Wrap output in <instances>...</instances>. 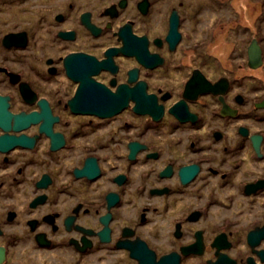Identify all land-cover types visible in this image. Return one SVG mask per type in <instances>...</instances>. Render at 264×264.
<instances>
[{
	"label": "flooded vegetation",
	"instance_id": "flooded-vegetation-1",
	"mask_svg": "<svg viewBox=\"0 0 264 264\" xmlns=\"http://www.w3.org/2000/svg\"><path fill=\"white\" fill-rule=\"evenodd\" d=\"M260 2L0 0V264H264Z\"/></svg>",
	"mask_w": 264,
	"mask_h": 264
},
{
	"label": "rangeland",
	"instance_id": "rangeland-1",
	"mask_svg": "<svg viewBox=\"0 0 264 264\" xmlns=\"http://www.w3.org/2000/svg\"><path fill=\"white\" fill-rule=\"evenodd\" d=\"M239 1H243V2H245L246 0H239ZM254 1H258L259 2V4H260V6H258V8H260L261 10H263V8H262V5H261V3L262 2H260V0H254ZM264 4V3H263ZM234 8L235 9H237V7L236 6H234ZM239 11H240V8H239ZM223 12H225V13H227V11H225V10H223ZM252 13H255V11L254 10H252ZM251 13V14H252ZM228 14V13H227ZM225 15V14H224ZM241 15V14H240ZM247 16V12H244L243 13V21H244V23H246V21H245V17ZM252 16L254 17V15L252 14ZM74 118H70V120H73ZM131 119V118H130ZM76 120H79V119H76ZM133 120V119H132ZM115 123V122H114ZM116 124V123H115Z\"/></svg>",
	"mask_w": 264,
	"mask_h": 264
},
{
	"label": "water",
	"instance_id": "water-1",
	"mask_svg": "<svg viewBox=\"0 0 264 264\" xmlns=\"http://www.w3.org/2000/svg\"><path fill=\"white\" fill-rule=\"evenodd\" d=\"M74 104H75V102H74ZM106 104V106L108 107V106H110L111 104H112V101L111 102H109V103H105ZM71 106H72V100H71ZM93 106L94 107H92V108H97L98 106H96V105H94L93 104ZM85 108H87V107H85ZM81 112H89L90 110L89 109H85V110H80ZM98 113H100V112H98ZM103 113V112H102ZM107 114L109 113V112H106Z\"/></svg>",
	"mask_w": 264,
	"mask_h": 264
}]
</instances>
